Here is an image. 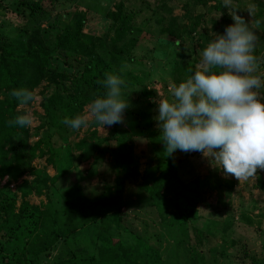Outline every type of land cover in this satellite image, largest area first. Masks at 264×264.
I'll use <instances>...</instances> for the list:
<instances>
[{"label": "rangeland", "instance_id": "1", "mask_svg": "<svg viewBox=\"0 0 264 264\" xmlns=\"http://www.w3.org/2000/svg\"><path fill=\"white\" fill-rule=\"evenodd\" d=\"M33 1L36 0H29ZM58 1L60 7L52 10L46 19L30 24L27 8L19 5L17 0H0V38H6L15 45L22 27L27 23L30 26L39 23L42 34L50 40L78 13L84 15L82 31L95 36L112 35V25L105 14L114 11L120 0ZM121 2V11L129 16L128 23L137 28L139 38V46L133 53L134 62L126 67L132 69L136 77L135 85L132 87L130 83H125L122 86V95L129 101V107L124 112V123L105 126V132L100 124L91 126L89 121L87 127L82 125L68 136L53 133L52 155L41 143L39 147L44 153L34 156L31 166L49 177L59 171L64 172L50 183L44 194L30 193L22 197L15 190V183H10L8 189L16 196L13 210L16 212L22 201L29 205H50L54 209H61L65 206L62 195L71 181L76 180L83 192L91 196L100 191L102 184L113 187L121 178L123 188L120 200L123 204L120 211L123 216L120 227L124 232V240L146 235L150 241H157L159 251L170 262L173 253L179 254V251L175 252L172 234H175L176 223L183 222L184 216H178L171 204L166 207L162 205L170 197V192L161 199L151 201L142 198L143 193L137 190L143 169L153 162L155 155L168 156L177 160L180 180H195L198 185L200 198L185 214L191 225L188 229L191 248H200L204 255V262L197 264H264V170L257 169V176L238 181L231 174L225 175L210 156L205 157L200 152L185 153L177 149L172 154H166L162 136H155L160 132L156 120L158 94L171 99V86H178L199 70L202 51L213 39L214 33L222 34L225 26L233 23L228 10L223 8L224 0ZM233 4L239 7L240 15L250 20L260 38L253 54L260 65L256 75L264 83V0H233ZM169 16L185 29L184 35L177 41L159 32L160 25L165 24ZM256 21L260 23L256 24ZM191 23L196 28L193 32L188 30ZM211 26H214V30L208 32V37L197 33L203 27ZM176 65L179 68L177 71ZM187 68L189 72L185 74ZM44 85L42 82L33 89L34 100L27 108L33 117V124L27 127L29 145L43 136L42 130L37 129L42 114L40 91L51 90ZM142 88L145 93L141 91ZM259 91L264 95V88ZM261 102L264 103V99ZM88 105L83 107L81 115L87 112ZM78 142L79 146H76ZM156 147H160L159 153H156ZM86 149H91L92 156L82 160L80 155ZM66 160H69V166L63 168ZM215 167L222 184L211 190L208 184ZM31 178L32 175L24 174L16 183L20 179ZM4 182L5 178L0 179V186ZM8 227V224H4L2 230L8 231ZM97 229V221L85 223L65 241H58L43 263L49 264L72 253H93ZM12 248L16 247L7 244L6 253Z\"/></svg>", "mask_w": 264, "mask_h": 264}, {"label": "trees", "instance_id": "2", "mask_svg": "<svg viewBox=\"0 0 264 264\" xmlns=\"http://www.w3.org/2000/svg\"><path fill=\"white\" fill-rule=\"evenodd\" d=\"M17 1L27 8L30 24L46 19L52 10L60 7L58 0ZM121 6L120 0L114 11L105 14L112 25V35L108 37L82 31L84 15L78 13L55 32L50 40L42 34L39 23L31 26L27 23L22 27L15 45L6 38H0V179L5 178L4 184L0 186V264H44L43 260L49 256L50 250L58 241H65L85 223L95 221L98 222V229L93 253H72L49 264L204 262L201 249L191 248L188 235L191 225L185 216L200 198L197 182L180 180L177 160L168 156L155 155L153 162L143 169L140 184L136 187L143 193L142 198L151 201L161 199L170 192V197L162 205L166 207L171 204L178 216H184V221L176 223L175 234H172L175 252L179 251V254L173 253L170 262L159 251L157 241H150L146 235L124 240V232L120 227L123 216L120 211L123 204L120 200L123 188L121 178L113 187L102 184L100 191L91 196L83 192L76 180L71 181L62 195L65 206L61 209H54L50 205H29L22 201L17 211L13 210L16 196L8 189L10 183H15V190L22 197L30 193L44 194L50 183L64 172L59 171L49 177L45 172L35 170L31 166V160L44 153L39 147L41 143L47 147L49 155H52L53 133L68 136L75 132L76 129L63 123L65 117L71 119L81 115L85 105L105 93L106 88L101 82L106 80L107 74L118 75L124 80V84L130 83L132 87L135 85L136 77L132 69L126 67L134 62L133 53L139 46V38L137 28L128 23L129 16L121 11ZM194 29L196 30L191 23L188 30L193 32ZM210 30H214V26L203 27L197 33L208 37ZM159 32L166 33L177 41L182 38L185 29L169 16L167 22L160 25ZM177 67L178 65L175 66L176 71L179 69ZM188 69L185 74H188ZM42 82L45 83L44 87L51 88L50 92L40 91L42 114L37 129L42 130L43 136L29 145L27 127L8 125L9 120L23 114L10 92L21 87L33 91ZM144 90L141 89L145 93ZM98 124L94 120L90 121L91 126ZM159 135L161 132L155 136ZM76 146H79V142ZM91 149L81 153L82 160L92 156ZM159 149L160 147L156 153H159ZM68 166L69 160H66L63 168ZM214 172L211 173L212 180L208 184L211 190L222 184L221 178L216 174V167ZM24 174H30L32 178L20 179L16 183ZM4 224H8V231L2 230ZM168 225L172 226V223ZM7 244L16 248L6 253Z\"/></svg>", "mask_w": 264, "mask_h": 264}, {"label": "clouds", "instance_id": "3", "mask_svg": "<svg viewBox=\"0 0 264 264\" xmlns=\"http://www.w3.org/2000/svg\"><path fill=\"white\" fill-rule=\"evenodd\" d=\"M223 8L233 23L222 34L214 33L202 51L199 70L171 86V99L158 94L156 120L166 154L177 149L200 152L210 156L225 175L241 181L257 176V169L264 170V95L259 91L264 83L256 75L260 65L253 54L260 38L233 0H224ZM101 83L105 93L88 105L85 114L65 117L64 124L75 130L94 120L106 132L105 126L124 123L129 107L122 95L124 80L107 74ZM10 95L25 114L9 120L8 125L30 127L33 117L27 108L34 100L33 92L21 87Z\"/></svg>", "mask_w": 264, "mask_h": 264}, {"label": "built area", "instance_id": "4", "mask_svg": "<svg viewBox=\"0 0 264 264\" xmlns=\"http://www.w3.org/2000/svg\"><path fill=\"white\" fill-rule=\"evenodd\" d=\"M260 170V169H259Z\"/></svg>", "mask_w": 264, "mask_h": 264}]
</instances>
